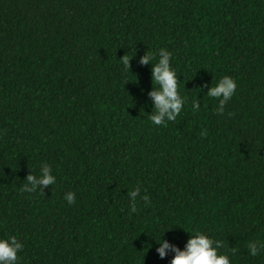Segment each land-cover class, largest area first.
Returning <instances> with one entry per match:
<instances>
[{
  "label": "trees",
  "instance_id": "trees-1",
  "mask_svg": "<svg viewBox=\"0 0 264 264\" xmlns=\"http://www.w3.org/2000/svg\"><path fill=\"white\" fill-rule=\"evenodd\" d=\"M162 48L188 103L157 126L139 61ZM224 75L238 89L216 115ZM44 162L56 184L23 193ZM137 187L151 203L132 213ZM197 231L264 264L247 248L264 245V0H0V238L24 243L18 264H171L156 240Z\"/></svg>",
  "mask_w": 264,
  "mask_h": 264
},
{
  "label": "clouds",
  "instance_id": "clouds-1",
  "mask_svg": "<svg viewBox=\"0 0 264 264\" xmlns=\"http://www.w3.org/2000/svg\"><path fill=\"white\" fill-rule=\"evenodd\" d=\"M171 60L172 53L162 48L158 53L149 50L139 61L143 66L152 65V80L155 86L154 90L148 93L153 102V110L148 116L151 122L157 126H166L167 122L175 121L184 110L185 104L188 103V98L182 96L178 91L180 81L175 69L171 66ZM120 61L125 68H130L127 55ZM237 89V81L228 75L222 76L218 81L214 80L212 85L208 87L207 97L218 101V106L215 108L216 115L224 114L226 105L232 100ZM191 107L194 112H198L200 110L199 101L192 100ZM201 135L206 136L207 132L203 131ZM56 182L57 177L53 174L51 165L44 162L38 175L31 172L27 176L21 185V191L23 193H36L37 191L43 193L44 189L56 184ZM128 196L132 213L137 211L138 199L144 201L145 205L151 203L149 195H141L140 187L130 191ZM64 199L69 205H73L76 202V193L68 192ZM156 241L159 244L156 252L160 259H165L169 252L175 253L171 264H231L230 256L218 251L223 246L222 242L214 240L208 234L200 231L190 236L184 250L163 239ZM24 247V243L14 235L0 238V264H18L19 253L24 250ZM247 248L248 254L253 258L264 251V245H259L256 241H249Z\"/></svg>",
  "mask_w": 264,
  "mask_h": 264
}]
</instances>
